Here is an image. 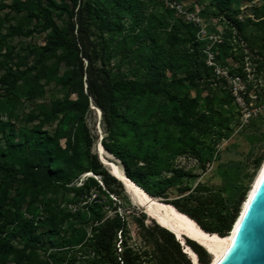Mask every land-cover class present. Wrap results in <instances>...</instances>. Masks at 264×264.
Wrapping results in <instances>:
<instances>
[{
	"label": "trees",
	"instance_id": "trees-1",
	"mask_svg": "<svg viewBox=\"0 0 264 264\" xmlns=\"http://www.w3.org/2000/svg\"><path fill=\"white\" fill-rule=\"evenodd\" d=\"M8 1L19 17L0 36V49L14 36L42 34L44 43L0 53V264H192L144 211L119 210L123 185L99 159L98 134L85 119L91 104L101 111L103 148L130 180L203 230L228 235L247 188L191 187L173 162L190 154L205 168L215 151L205 139L230 132L236 105L223 93L222 70L246 82L247 106L264 98V0L243 20L233 7L240 0H205L229 26L210 47L214 65L192 25L160 1L149 11V0ZM240 39L248 50L237 46ZM45 86L66 96L38 102ZM54 122V131L44 127ZM263 159L264 150L254 166ZM172 187L178 194L168 199ZM186 243L198 263L210 262L202 246Z\"/></svg>",
	"mask_w": 264,
	"mask_h": 264
},
{
	"label": "rangeland",
	"instance_id": "rangeland-1",
	"mask_svg": "<svg viewBox=\"0 0 264 264\" xmlns=\"http://www.w3.org/2000/svg\"><path fill=\"white\" fill-rule=\"evenodd\" d=\"M157 1H160L163 4L164 8H168L166 6L165 0H149L146 6L147 10L149 11L156 9L158 7ZM175 1L183 4L184 10L187 14L191 15L192 19H187L184 16L185 14L182 15L180 13H176L170 8L169 9L173 11V15L175 18H180L182 21L192 25L193 29L195 30L196 38L199 41L205 42L203 49L207 53V63L209 65H214L215 63L213 60V56L211 52H209L210 47L213 43L218 41V39L229 35V26L227 25L226 19L224 17L213 16L210 13L211 8L208 7L205 0ZM8 2V0H0V36L8 30L9 24L15 23L19 17V14L11 12L7 7H5L6 3ZM259 3L260 0H240L235 2L233 4V7L237 10L235 16L239 20H243L245 17L251 15L250 9L252 5H259ZM202 10H205L207 12V15H201L200 13ZM192 15L194 16V18L192 17ZM58 22L60 21L58 20ZM26 26H28L27 23ZM43 43L44 40L42 34H32L22 37L14 36L7 39L5 43L6 47L3 50L0 49V53L5 52L11 47H14L15 53H24L30 46L42 45ZM237 46L244 47L248 50L245 41L241 39L239 41L237 40ZM116 61V59L113 60V62ZM228 61H230L229 58ZM245 61V70L247 72L248 79L254 81V72L253 68L250 66L248 57H246ZM232 63L233 65L239 64L236 61ZM121 67H123V65H121ZM216 67L219 69L218 66ZM221 73L227 78V82L223 88V93L230 91L233 95L234 103L236 105V108L230 120V132L220 135L219 139L215 141L214 134L210 138L208 137L207 139H205L206 144L213 145L215 149L213 159L205 164V168H201L197 159L190 154L177 156L173 163L176 168H180L184 172L189 174L188 176L183 177L184 184H188L193 187L197 182L200 181L208 186L225 187L227 189L233 190L232 192L247 188L244 197L245 200L264 162L263 159L259 167L256 168L254 166V158L264 150V98L257 106H251L252 104H249L247 106L243 102V93L245 91L246 82L242 80L238 81L236 79H233L232 77H229L226 73V70H222ZM167 77H170L169 73H167ZM44 90L46 92L44 93L43 98H41L38 102L47 103L51 99H62L66 96L65 91L61 88L50 90L48 86H45ZM0 92L2 93V95H4V91L0 90ZM190 93L191 95H193L192 91H190ZM250 93L253 94V92ZM70 97L75 98V94L71 93ZM150 98L154 99L156 97L151 96ZM30 105L24 102L25 113L29 111ZM90 108V111L85 113V119L90 132L93 134H98V137L100 139V137H102L103 135V129L100 124L101 111L99 112V109L92 104L90 105ZM44 127L49 131H54L56 122L46 124ZM65 142L66 140L64 138L61 139L62 145H65ZM117 161L120 163L119 160ZM87 174L91 173L88 172L86 174H82L77 184H80V182L84 180ZM117 190L118 194L116 195V197L118 199L117 203H119L120 205V211L134 209L144 211L143 208L133 200L124 186H122V189L118 188ZM227 193L224 194L227 195ZM177 194L178 192L175 187L170 188L168 199L176 198ZM112 198L115 199V196H112ZM159 200L162 203L174 207L173 205L166 203L161 199ZM243 201L240 203L239 210L242 207ZM132 230H134L133 227ZM186 251L191 255L194 254L193 251H191L188 247L186 248ZM48 264L70 263L65 261L59 263L50 259Z\"/></svg>",
	"mask_w": 264,
	"mask_h": 264
},
{
	"label": "water",
	"instance_id": "water-1",
	"mask_svg": "<svg viewBox=\"0 0 264 264\" xmlns=\"http://www.w3.org/2000/svg\"><path fill=\"white\" fill-rule=\"evenodd\" d=\"M101 138L102 137H100L98 142L100 146H102L100 142ZM98 144L97 153L99 159L103 164H105L99 152ZM125 176L128 180H130L127 175ZM132 183L134 182L132 181ZM250 191L251 192L243 201L238 216L235 219L229 232L231 236L230 242L221 253V255L215 260L210 259V262L208 264H264V169L258 181L254 186H252ZM150 218L153 219L161 227L170 231L175 236V238L182 245L183 252L186 253L190 258L191 263L195 264L193 256L186 251V248L190 247L186 243V239L188 238L193 241L194 239H191V237H189L184 231H181L178 234L174 229L167 227L166 225H162L152 215H150ZM205 232L209 233L207 231ZM210 234L213 235L215 233ZM195 242L202 246L209 254V251L206 247H204L197 241ZM193 253L195 254V260L198 261L196 253Z\"/></svg>",
	"mask_w": 264,
	"mask_h": 264
},
{
	"label": "bare ground",
	"instance_id": "bare-ground-1",
	"mask_svg": "<svg viewBox=\"0 0 264 264\" xmlns=\"http://www.w3.org/2000/svg\"><path fill=\"white\" fill-rule=\"evenodd\" d=\"M98 147L101 157L104 163L108 166L111 174L114 175L121 183H123L126 191L131 195L133 200L143 208L149 217L152 215L155 219H157V221H159V223L174 229L178 234L181 231H184L189 237H191V239H194V241H197L208 249L209 254L211 255V260H215L221 255L230 242L231 236L229 233L226 236H220L216 233L213 235L206 233L195 222V220L190 218L185 213L168 204L160 202L159 199L149 196L138 185L132 183L131 180L126 178L123 167L112 157V155L105 151V149L100 146V144H98ZM263 169L264 162L255 178L253 186L258 181ZM250 192L251 191H249V193ZM192 256L195 261L194 263L199 264L195 260L194 254Z\"/></svg>",
	"mask_w": 264,
	"mask_h": 264
},
{
	"label": "built area",
	"instance_id": "built-area-1",
	"mask_svg": "<svg viewBox=\"0 0 264 264\" xmlns=\"http://www.w3.org/2000/svg\"><path fill=\"white\" fill-rule=\"evenodd\" d=\"M165 3H166V6L172 10H174L176 13H180L182 15H184L187 19H192L191 18V15L187 14L186 11L184 10L183 8V4L178 2V1H175V0H165ZM192 17L194 18V16L192 15ZM218 41H220V39H218ZM233 79H236V80H242L241 77L239 76H233L232 77ZM243 81V80H242ZM1 236V235H0Z\"/></svg>",
	"mask_w": 264,
	"mask_h": 264
}]
</instances>
